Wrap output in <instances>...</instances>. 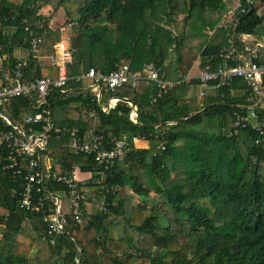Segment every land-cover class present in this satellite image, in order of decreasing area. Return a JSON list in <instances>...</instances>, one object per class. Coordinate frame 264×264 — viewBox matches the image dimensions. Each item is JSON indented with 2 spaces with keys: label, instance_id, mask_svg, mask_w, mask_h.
<instances>
[{
  "label": "trees",
  "instance_id": "16d2710c",
  "mask_svg": "<svg viewBox=\"0 0 264 264\" xmlns=\"http://www.w3.org/2000/svg\"><path fill=\"white\" fill-rule=\"evenodd\" d=\"M44 5L62 10L67 24L77 26L70 36L71 76L91 67L108 73L121 63L131 71L153 63L176 84L154 102L158 88L148 79L115 90L104 86L99 99L80 82H72L69 95L52 91L59 123L79 127L87 140L100 136L105 147L127 135L130 149L103 183L80 186L92 204L105 194L108 210L87 209L76 224L65 207L66 231L54 244L42 238L43 214L19 208L22 180L3 173L0 264H264V140L255 142L264 133L251 124L233 136L223 132L236 109L255 103L254 94L238 78L230 86L211 84L203 99L179 95L184 85L199 84L184 80L199 58L205 66L219 62L225 47L252 45L242 35L261 33L264 0H0V54L11 59L16 47H27L25 25L36 22ZM233 6L236 25L219 26ZM49 24L47 19L42 30L45 42L54 33ZM53 74L47 62L31 60L26 79ZM112 96L118 102L103 111ZM32 101L11 104L20 110L19 120ZM136 138L154 145L137 147ZM49 148L59 172L72 163L95 170L92 158L69 150L66 136L54 137ZM137 199L149 212L140 210Z\"/></svg>",
  "mask_w": 264,
  "mask_h": 264
},
{
  "label": "built area",
  "instance_id": "2783aa9c",
  "mask_svg": "<svg viewBox=\"0 0 264 264\" xmlns=\"http://www.w3.org/2000/svg\"><path fill=\"white\" fill-rule=\"evenodd\" d=\"M237 8L233 12L231 10L233 14L230 17L222 18L218 25L235 26ZM245 11V7L240 8V12ZM38 14L34 24L25 25V31L29 32V37L25 39L27 47H16L11 59L7 53L0 54V187L3 173H10L22 180L18 206L25 211L43 214L46 226L42 238L54 244L56 238L66 231L65 207L76 224L83 223L90 201L80 186L103 183L116 161L129 151L130 144L127 135H123L114 137L111 146L105 147L100 136L95 135L87 140L79 127L59 123L53 116L49 101L52 91L60 90L69 95L72 82H80L83 86H89L99 99L104 86L115 90L124 84L135 86L138 80L148 79L154 81L158 88L152 100L154 102L172 89L176 82L165 78L153 63H146L142 69L136 71H131L128 63H121L108 73L91 67L71 76L69 68L74 64L75 48L71 45L70 36L64 33L57 35L54 30L55 40L51 53L46 54L42 30L46 26L47 18L39 12ZM73 25L74 23L70 24ZM246 36L247 34L242 35L244 42H247ZM22 50H25L26 55L22 54ZM45 59L54 68V74L27 80L26 70L30 61L41 62ZM238 78L246 85V90L252 91L256 100L252 105H243L236 109L231 126H224L223 132L233 136L251 124L263 134L258 119L261 112H264V44H246L242 49L233 44L225 47L221 52V60L217 63L208 62L197 76L204 88L211 84L218 88L230 86ZM204 94L201 91L200 96ZM17 98L33 99L29 112L21 120L17 118L20 110L11 106ZM118 100L119 97L112 96L103 111L115 106ZM23 107L24 105L21 109ZM92 114L97 113L94 111ZM262 118L264 120V116ZM131 119L136 122L134 113L131 114ZM61 136L68 138L72 153L92 158L95 170L83 171L78 163H72L63 172L57 171L49 155V146L54 137ZM263 140L258 137L255 142L263 144ZM159 148L164 150L166 146L161 142ZM50 182L59 183L62 188L52 189ZM95 208L103 212L108 210L105 194H102V199L95 204Z\"/></svg>",
  "mask_w": 264,
  "mask_h": 264
},
{
  "label": "rangeland",
  "instance_id": "374dc122",
  "mask_svg": "<svg viewBox=\"0 0 264 264\" xmlns=\"http://www.w3.org/2000/svg\"><path fill=\"white\" fill-rule=\"evenodd\" d=\"M239 5V4H238ZM237 5V6H238ZM48 5H44L43 7H46ZM50 6V5H49ZM237 6H233V7H230L229 9H227L223 15H222V18H228L231 16V14H233L232 12L236 10ZM42 7V8H43ZM51 7V6H50ZM40 10V9H39ZM232 10V12H231ZM52 11V15H49L50 17H48L51 21V19L54 20V17L56 18V26H54L56 28V33L57 35L58 34H61V33H66L68 34L69 36H72L74 34H76L77 32V26H74V27H71L69 24H67V18L64 14V12L62 10H54L53 8L50 9V12ZM40 12V11H39ZM49 10L46 12L48 14ZM62 27H66V32L63 31ZM259 31L261 33L257 34V35H254L255 38L257 39H260L261 41H259L260 43L264 44V23L262 24V26L259 28ZM56 35V36H57ZM259 37V38H258ZM54 40H55V36L53 35L51 37V39H48L47 42H46V54H50L51 53V49H52V45L54 43ZM43 62H47V59H45ZM188 85H191L189 86V88L191 89V92H190V96L192 97H197L199 99V94L201 91H203V87L201 85H198V84H188ZM187 85V86H188ZM185 86V85H184ZM242 93V91L240 92ZM188 98V96H186ZM217 127V126H216ZM215 127H211L210 126V129H214ZM92 203V202H90ZM136 204H138L140 206V210L142 212H144L145 210L148 211L149 209H147V207L139 200L137 199L136 200ZM94 205V204H93ZM89 208H91V206H88ZM145 207V208H144ZM94 211V209L91 210V212ZM112 235L113 236H118L119 235V232L116 228H114L112 230Z\"/></svg>",
  "mask_w": 264,
  "mask_h": 264
},
{
  "label": "crops",
  "instance_id": "0c3cea01",
  "mask_svg": "<svg viewBox=\"0 0 264 264\" xmlns=\"http://www.w3.org/2000/svg\"><path fill=\"white\" fill-rule=\"evenodd\" d=\"M50 9H52V7H50L49 5L48 6H46V7H43V8H41L39 11V13L40 14H43V15H45L46 16V18L49 20V22H50V26L51 27H53L54 29H53V31L54 30H56V28L54 27V26H56V18L54 17V20L53 19H51V21H50V19L48 18V17H50L49 15H52V11L50 12ZM49 10V12H48V14L46 13L47 11ZM60 29H62L63 31H65L66 30V27H62V28H60ZM66 32V31H65ZM64 35H67V36H69L68 34H66V33H64ZM246 40H247V42H250L251 44H254L255 42H259V41H261L260 39H257V38H255L254 37V35H247L246 36ZM259 38V37H258ZM263 43V42H262ZM22 54L23 55H26V52H25V50H22ZM203 62H204V60L203 59H201V58H199L197 61H196V63L194 64V66H193V68H192V70H191V72L188 74V75H185L184 76V80H186V81H191L192 82V80H196V82H198L199 84L198 85H201L200 84V82H199V80L197 79V76L199 75V73H200V71H201V69L203 68ZM186 77H188L187 79H186ZM191 84H193V83H191ZM188 84H186L185 86H183L182 87V89L181 90H179V95L180 96H183V97H186V96H188V97H190V92H191V89L189 88V86H191V85H188ZM202 86V85H201ZM203 87V86H202ZM204 88V87H203ZM210 88V86L209 87H206V88H204L203 89V91L204 92H206L208 89ZM201 93V92H200ZM205 95V94H204ZM204 95L203 96H200V94H199V99H203V97H204ZM217 122V121H216ZM215 122V123H216ZM216 126H218V123H216L215 124V127ZM134 142H135V145L137 146V147H140V148H150V146L152 145H154L153 143H151L150 141H148V140H146V139H135L134 140ZM52 159V163H53V166H54V163H55V161L56 160H54L53 158H51ZM93 203V202H92ZM92 203H88L87 204V209L89 210V211H91L92 209H95L94 207H95V204H94V206H93V204ZM88 206H91V208H89ZM148 209V208H147ZM147 212H149V210L148 211H144L143 213H147Z\"/></svg>",
  "mask_w": 264,
  "mask_h": 264
}]
</instances>
